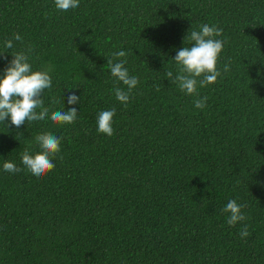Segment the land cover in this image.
<instances>
[{
  "label": "trees",
  "instance_id": "1",
  "mask_svg": "<svg viewBox=\"0 0 264 264\" xmlns=\"http://www.w3.org/2000/svg\"><path fill=\"white\" fill-rule=\"evenodd\" d=\"M79 4L0 0V78L25 52L52 79L35 109L48 110L45 120L0 121V264H264V0ZM203 24L223 30L222 76L198 83L197 96L166 73L178 74L174 57ZM120 50L139 79L127 104L107 65ZM71 94L80 102L68 104ZM72 107L74 123L50 119ZM112 108L109 137L97 119ZM44 133L62 138L61 152L38 178L21 153L41 152ZM8 161L21 171H4ZM232 199L246 205L235 226L222 211Z\"/></svg>",
  "mask_w": 264,
  "mask_h": 264
},
{
  "label": "clouds",
  "instance_id": "2",
  "mask_svg": "<svg viewBox=\"0 0 264 264\" xmlns=\"http://www.w3.org/2000/svg\"><path fill=\"white\" fill-rule=\"evenodd\" d=\"M55 4L58 10L63 11L80 6L79 0H55ZM222 32V29L207 24L201 25L199 31L190 30L185 40L193 42L192 46L179 49L174 57L179 70L178 74L174 76L172 71L166 73L167 78L173 84H178L181 91L199 96L197 92L198 83L203 87L215 83L217 78L222 76V72L217 69V61L223 50L224 41L215 39V37L221 36ZM14 40L22 42L23 38L17 33L14 35ZM5 47L12 49L13 40L6 41ZM12 55L14 58L4 70L3 78H0V121H7L10 118L11 125L19 128L26 121H42L48 117L46 108H42L38 113L35 109L43 105L44 90H51L52 79L47 71L33 72L29 63V56L25 52ZM118 58L123 59L114 62ZM126 63L127 53L120 50L112 54V58L108 59L107 64L111 75L116 78L117 82H122L128 88L127 92L120 87L115 88L116 99L123 104H127L131 91L139 84L138 77L130 76L125 67ZM227 71H229V66L225 65L223 72ZM201 77L202 79L198 80ZM79 102L80 98L75 94L68 96V104L74 105ZM194 104L197 109H204L207 104V97L196 99ZM77 114V109L72 107L67 111L52 112L50 119L58 125L72 124L76 121ZM115 114V108L99 113L97 119L98 132L107 134L109 137L114 134L112 124ZM35 139L42 151L32 155L28 149H24L21 153V163L29 172L40 178L55 168L52 161L61 152L62 138L52 133H44L36 136ZM3 169L10 173L21 171V168L10 161L3 164ZM245 207V204H238L235 199L228 201L222 211L229 214L227 223L230 226H235L238 222L247 219L242 212ZM239 235L241 238L250 235L248 225L243 226Z\"/></svg>",
  "mask_w": 264,
  "mask_h": 264
}]
</instances>
